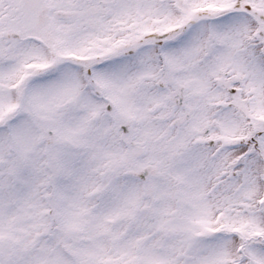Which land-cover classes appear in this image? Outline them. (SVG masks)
<instances>
[{"label": "snow or ice", "instance_id": "obj_1", "mask_svg": "<svg viewBox=\"0 0 264 264\" xmlns=\"http://www.w3.org/2000/svg\"><path fill=\"white\" fill-rule=\"evenodd\" d=\"M0 264H264V0H0Z\"/></svg>", "mask_w": 264, "mask_h": 264}]
</instances>
